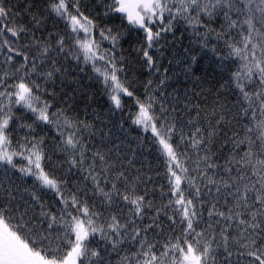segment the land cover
Instances as JSON below:
<instances>
[{
  "label": "snow or ice",
  "instance_id": "obj_1",
  "mask_svg": "<svg viewBox=\"0 0 264 264\" xmlns=\"http://www.w3.org/2000/svg\"><path fill=\"white\" fill-rule=\"evenodd\" d=\"M50 8L51 12L70 23L73 33H84L83 39L77 36L75 44L83 52L86 62H105L103 71L95 63L93 70L103 76L112 104L117 109L121 108V94L133 97L134 93L119 78L118 73L123 69L116 66L117 61L112 54L114 48L101 51L99 42L91 38V30L97 25L84 16L78 6L75 7V15L69 11L66 0H53ZM108 8L120 13L130 26L144 32L147 47L138 50H143L149 68L156 66L149 49L159 43L162 33L172 31L174 22L184 23L197 37H201L197 26L204 28L203 37L198 42L205 48L208 38L215 34L217 42H222L227 49V54L223 56H219L215 46L211 49L219 59L236 58L240 61L239 69L220 85V89L234 88L237 93V100L231 107L236 108L234 123L238 129L232 131L231 136L224 134V144L230 143L234 147L222 164L217 162L220 157L212 148L223 127L226 115L223 105L213 110L212 118L225 113L216 119L215 124L209 123L201 128L194 118L178 129V121L168 118V109L163 105L157 114V98L154 95L145 99L136 97L138 110L133 123L144 131L150 130L167 157L166 176L171 197L167 204L157 206L154 201L146 202L147 193L138 194L135 180L122 172L112 178V166L100 152L92 153L93 163L84 169L85 149L75 132H70L64 140V144L73 150L70 165L87 173L84 179H91L93 193L102 197L101 204L118 205L119 201H123L128 211L124 212L121 208L119 214L114 212L104 217L103 213L94 210L95 205L89 206L79 199L78 194H67L62 190V182L50 177L41 166L42 138L39 141L22 138V143L16 147L12 145L8 129L13 119V102L31 111L37 121L46 124L58 123L64 113L62 110L51 112L49 102L37 94L42 91L41 85L29 79L30 74L38 73L47 80L54 72L60 71L54 67L55 60L52 61V70L38 71L43 62L38 65L37 59L49 55L52 46L39 38H32L28 45L17 46L16 41L28 29L16 25L19 13H14L4 0H0V49H6L4 62H12V54L23 57L15 72H5L0 76V87L4 89L0 91V163L16 168L13 157L23 156L28 165L19 171L34 176L64 205L60 217L44 210L40 212V217L47 219V228H43L44 219L38 222L35 215H29L34 205L29 204L21 211L19 206L0 204V264H85L86 260L89 264H110L107 260L110 253L120 255L125 248L133 247L135 251L120 257V264H264V0H113ZM221 15L223 23L220 29L217 31L209 27V23ZM205 17L208 18L207 23ZM33 19H36L35 16ZM165 19L167 24L163 23ZM36 23L40 21L36 20ZM158 24L163 26L153 31ZM234 30H238L235 35ZM112 33L111 28L101 29L100 36L103 40L111 39L115 46L120 34ZM56 43L59 51L63 52L64 38ZM31 47L37 51L30 59L31 53L25 49ZM189 58L192 64L197 62L196 55ZM22 70L23 75L17 82L7 83L6 77L16 80V74ZM186 71L191 73L192 65ZM148 83L150 85L151 81ZM160 83L163 84L164 80ZM196 107L199 108L198 105ZM245 118H248L246 124L243 123ZM64 123L69 128L74 126V122L66 117ZM188 126L190 130L185 131ZM27 127L32 128V125ZM176 136L179 140L174 142ZM245 144L247 147L241 155L238 149ZM181 145L183 151L180 150ZM76 149H80L78 159ZM192 150H195V160L190 155ZM97 160L102 167H97ZM188 163L195 167L189 168ZM101 177L105 186L111 182V188L105 190L100 183ZM113 181H120L123 191ZM182 183L187 188L182 189ZM4 193L15 199L10 188H5ZM31 200L40 203L36 193L31 194ZM209 204L205 222L202 209ZM40 207L44 209L45 205L40 203ZM146 209H154L156 216L148 217L152 222L142 225ZM161 214L167 217L171 229L163 244L157 239L163 235L159 219ZM57 224L63 231L54 236L53 228ZM198 227L200 231L196 230ZM154 229H161V232ZM178 229L182 231L176 235ZM96 235L103 241V246L98 243L96 248H91L88 246L89 239Z\"/></svg>",
  "mask_w": 264,
  "mask_h": 264
},
{
  "label": "trees",
  "instance_id": "obj_2",
  "mask_svg": "<svg viewBox=\"0 0 264 264\" xmlns=\"http://www.w3.org/2000/svg\"><path fill=\"white\" fill-rule=\"evenodd\" d=\"M52 2L53 0H4L7 7L12 8L14 13H19L15 21L16 25H22L28 29L27 33L21 34L19 40L16 41L17 46L28 45L32 38L42 39L52 46L49 55L37 59L38 65L43 62V66L38 71L52 70L53 60L56 61L54 67L60 71L54 72L53 76L47 80L38 73L30 74L29 79L41 85L42 91L37 94L42 100L49 102L51 112L62 110L64 113L58 123L46 124L37 121L31 111L13 102V119L8 129L11 133L10 139L13 147L22 143V138L28 140L35 138L38 141L42 138L41 166L44 171L50 177L62 182V190L67 194H78L79 199L87 202L89 206L95 205L94 210L103 213L104 217L114 212L119 214L121 208L124 212L128 209L123 201H119L118 205L101 204L102 197L93 193L91 179H84L87 173L79 167L70 165L73 150L64 144L70 132L76 133L85 149L84 169L93 163L92 153L100 152L106 156L108 163L112 166L110 176L114 178L117 173L122 172L126 177L135 180L138 194L147 193L146 202L154 201L157 206H160L167 204L171 198L166 176L167 157L163 153L162 146L150 130L144 131L141 126L133 123L138 110L135 103L136 97L145 99L148 95H154L157 98L155 105L157 114H159L160 106L163 105L168 109V118L170 120L175 118L178 121V129L194 118L197 126L201 128L207 127L209 123L215 124L216 119L225 113L221 112L220 115L212 118L213 110L223 105L226 112L222 122L223 127L218 132L217 143L212 148V151L220 157L217 162L223 163L224 158L234 147L230 143L224 144V134L231 136L232 131L238 129L234 123L236 108L231 107L237 100V93L234 88L220 89V85L230 78L232 72L239 69L240 61L236 58L226 61L219 59L211 49L215 46L219 56L226 55L227 49L224 48L222 42H217L215 34L208 38L205 48L198 42L203 37L204 28L197 26L201 33V37H197L193 30L187 28L184 23L174 22L172 31L162 33L159 43L149 49V54L156 62L155 67L149 68L143 57V50H138L147 47L144 32L130 26L127 19L122 18L120 13L109 11L108 6L113 3V0H66L72 14H76L75 7L78 6L79 11L97 25L91 30V38L99 42L101 51L114 48L112 54L116 58V66L123 69L118 73L119 78L124 86L134 93L133 97L121 94L122 107L117 109L109 98L110 93L106 89L103 76L93 70V63H95L96 67L103 71L105 62L85 61L83 52L75 44L77 36L83 39L84 33L82 31L73 33L67 20L51 12ZM36 20L40 23L37 24ZM204 20L208 22L207 17ZM163 23L167 24V19ZM222 23L221 15L219 19L214 18L209 23V27L218 31ZM162 26L159 24L154 26L153 31L159 30ZM107 28L113 30V35L120 34L115 46L111 39L103 40L100 36L101 29ZM236 31L238 30H234V35ZM61 37L64 38L63 52L59 51V45L56 43ZM185 49L188 51L186 52ZM5 51L6 49H0V76L5 72L9 74L15 72V68L23 61V57H16L12 54L13 61L6 64L4 62ZM25 51L31 53L29 57L31 59L36 55L37 50L31 47L26 48ZM191 55L197 56L195 64H192L189 58ZM189 65H192L191 73L186 71ZM21 75H23V70L16 74V80L10 76L6 77L7 83L17 82ZM161 80H164L163 84L160 83ZM149 81H151L150 85ZM2 90H4L3 87H0V91ZM197 105L199 108L196 107ZM65 117L74 122L72 128L64 123ZM250 117L251 113L248 118ZM248 118H245L243 123L246 124ZM75 122H82V124ZM29 124L32 128L27 127ZM83 125L89 127L84 128ZM188 130L190 126L185 127V131ZM178 140L179 136H176L174 142ZM246 147L245 144L238 149L241 155ZM180 150H184L183 145ZM75 152L78 159L80 149H76ZM190 155L195 160V150H192ZM13 162L16 168L0 163V204H9L10 207L19 206L21 211L29 204L34 205L29 210V215H35L38 222L44 219L43 228H47V219L40 217V212L44 210L60 217V210L64 205L59 203L60 198L52 190L43 188L34 176L25 175L19 171L21 167L28 165L27 159L23 156H14ZM96 163L98 168L102 167L98 160ZM187 166L195 167L192 163H188ZM113 182H116L123 191L120 181ZM100 183L105 186L103 177ZM5 188L12 190L14 200L4 193ZM109 188H111V182L106 184L105 190ZM181 188L185 189L187 185L182 183ZM32 193L40 197V203L45 205L44 209H41L40 203L31 200ZM210 206V204L206 205L202 209L205 222L208 219L207 208ZM154 216H156L154 209H146L142 225L151 223L148 217ZM159 219L163 225V235L157 239L163 244L171 231L170 222L163 214ZM100 222L102 221H98ZM196 230L201 229L198 227ZM60 231H63L62 227L59 224L54 225L53 235H58ZM154 231L161 232V229H154ZM181 231L178 229L176 235H179ZM98 243L103 246V241H100L99 235H96L94 238L90 237L88 246L96 248ZM130 251H135V248H125L120 255L112 252L107 256V260L110 264H120V257L129 254ZM219 251L223 254L222 249ZM85 264L89 262L86 260Z\"/></svg>",
  "mask_w": 264,
  "mask_h": 264
}]
</instances>
